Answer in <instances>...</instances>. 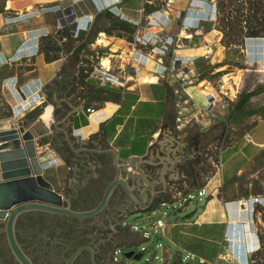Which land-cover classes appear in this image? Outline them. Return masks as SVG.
<instances>
[{"label": "crops", "instance_id": "0c3cea01", "mask_svg": "<svg viewBox=\"0 0 264 264\" xmlns=\"http://www.w3.org/2000/svg\"><path fill=\"white\" fill-rule=\"evenodd\" d=\"M0 3V119L22 121L24 114L41 109L25 129L34 135L36 153H44L47 172H78L86 181L94 178L93 169L103 166L100 159H108L113 177L110 154L104 152L111 148L126 177L138 176L133 191L156 185L166 193L178 175L183 176L182 163L204 151L206 156L208 148L218 145L213 152L215 170L201 171L202 185L188 189V194L204 189L198 195L203 201L200 209L156 219L164 222L159 232L167 242L163 262L182 264L183 252L198 264H230L221 258L223 254L237 264H248L263 238L264 200L258 203L253 198L264 199V106L243 108L229 129L219 125L216 114L204 110L212 84L199 76L197 67L209 66L210 73L220 70L227 50L215 26V0ZM114 5L118 14L110 11ZM108 12L135 29L144 27L147 35H164L166 41L173 37V46L152 59L133 58V37L127 40L103 31L110 26ZM153 12L155 19L162 17L164 22L148 24L146 15ZM188 23L192 26H183ZM47 35L56 36L61 48L50 60L39 51L40 40ZM246 45L254 52L251 62L264 75V37L247 38ZM158 57L164 66L174 57H195L192 66L197 79L187 89L191 102L180 104L179 83L167 71L160 73ZM98 58L116 73L127 74V88L100 87L90 77V67ZM134 65H139L137 74H133ZM87 108L94 112L88 113ZM207 130L213 135L198 140ZM222 131L227 140L220 144L217 137ZM133 226L128 231L134 233Z\"/></svg>", "mask_w": 264, "mask_h": 264}, {"label": "rangeland", "instance_id": "374dc122", "mask_svg": "<svg viewBox=\"0 0 264 264\" xmlns=\"http://www.w3.org/2000/svg\"><path fill=\"white\" fill-rule=\"evenodd\" d=\"M1 1L2 0H0V2ZM222 3L223 6L221 5L220 9L222 16H227L228 12L235 15V12L232 10L234 8L229 3V0H222ZM246 44L247 39L242 46H224L227 49L224 60L222 61L224 67L218 71L210 73L212 72V68H209V66L197 67V73L199 76L207 78L212 84V87L210 86L212 94H208V96L212 97V100H208L207 107L204 110L206 111L209 103L212 102V108L208 109V111L216 114L219 119V125H225L227 128L228 124L236 119L243 108L249 107L252 109L264 106V93L260 94V92L264 91V75L260 76L256 70L257 68L255 64L251 62L255 60L252 59L254 52L252 53ZM240 49H242V51H240ZM104 64H106V61H104ZM243 99L245 100L241 108L238 109L237 105ZM40 110L41 109L38 108V111ZM33 116L34 114L26 113L22 116V121H15V119H13V121L25 128V126L30 123ZM212 132V130H207L201 133L198 140L210 138L213 135ZM220 133L221 132H219V134ZM226 140L227 136L225 138V141ZM38 144H41V141H38ZM214 146L215 144L208 148V155H204L205 151L198 155L202 159L203 169L208 173L213 172L216 168L213 161V152L218 148V145H216V148ZM37 155L40 164L44 163V153L40 152ZM100 162L103 164L100 170L97 171L96 169H93L90 172V175L96 180L93 193L87 196V198L77 202L72 201L71 197H76V191L81 185H84L83 182L85 181L82 180L81 175L78 174V172L64 171L63 173L52 172L49 174L47 172L48 170L43 167L42 175L48 182L49 180L51 181L52 187L55 188L54 190L64 194L69 199L68 205L71 208L87 209L92 207L99 200L105 182L112 177L108 159H100ZM191 162L192 160H188L185 163H182L180 168L184 170L190 167ZM182 179L183 177L178 175V180L176 182L180 183L185 189L186 185L184 182H181ZM176 182H174V184H178ZM148 187L156 189L157 186L155 185V187H152V185H148ZM174 195L175 199L169 201L170 199H173V197L169 196L170 198H168V201L164 206L159 204L156 209L149 213L148 211L150 207L139 209L137 210L138 212L136 211L135 214L128 217H126V213L121 217H116L113 212V207L116 206V200L109 202L108 212H104L99 219H108L107 227H109V230L107 233L110 243L119 247L125 246L122 251L110 255V264H162L163 248L167 246V242L160 235L159 231L154 229L156 219L165 215L174 216L175 212L182 216L183 214L200 209L203 204L202 199H198L197 190L191 192L192 197L190 199H182V192L179 195ZM121 222H124L123 225L128 229L132 225H136V229H132L134 233L128 230L127 232L123 231L119 226ZM61 226H67L66 232L72 234V231L77 229L75 226L82 227L85 225L77 223L73 226H69V224L64 225L63 222H57L43 215L27 211L21 213L16 220V237L21 246L24 247L33 258H35L37 264H54V260L61 257L64 250L71 246L74 239L69 236L66 239V247L62 249L55 247L50 248V244L43 243L41 237L50 238V234L52 235L54 231L57 232L60 230ZM3 227L4 222L0 221V264H15L6 242ZM261 230L263 235V238L261 239V248L256 256L253 257V264H264V228ZM135 231L138 232L135 233ZM130 249H134L136 253L141 251L143 255L139 260H133L131 258L126 259L123 256V252ZM42 254L45 255L46 259H42ZM38 255H40V257H38ZM185 256L186 254L182 252V264H198L196 258L191 257L190 255H188V257Z\"/></svg>", "mask_w": 264, "mask_h": 264}, {"label": "water", "instance_id": "95a60500", "mask_svg": "<svg viewBox=\"0 0 264 264\" xmlns=\"http://www.w3.org/2000/svg\"><path fill=\"white\" fill-rule=\"evenodd\" d=\"M12 124V128L0 131V221L4 222L3 231L10 252L19 264H34L16 237L15 224L21 213L40 211L87 219L101 213L107 207L116 188L121 189L135 204H142L145 201L144 189L150 187L142 185L137 190L139 196L137 200L132 184H138V176L126 177L115 151L108 148L104 152L110 154L114 174L105 186L99 201L89 209L71 208L68 205L69 199L54 190L43 177L42 168L46 167V163L40 164L38 160L32 132L18 125L17 122L12 121ZM135 212L131 211L127 217ZM83 249L92 253L90 247L82 246L75 250L64 264H72L77 254ZM142 255L141 251L136 253L134 249L123 253L126 259L133 260H139Z\"/></svg>", "mask_w": 264, "mask_h": 264}, {"label": "trees", "instance_id": "16d2710c", "mask_svg": "<svg viewBox=\"0 0 264 264\" xmlns=\"http://www.w3.org/2000/svg\"><path fill=\"white\" fill-rule=\"evenodd\" d=\"M229 3L233 6V12L235 15L228 12L227 16L221 15L222 0L215 1L216 4V28L221 32V43L225 47L242 46L247 38L264 37V0H229ZM2 9H0L1 11ZM106 17L109 19V28H104L103 31L107 34L114 33L117 36H124L127 40H132L135 32V25L127 22L123 19L115 17L111 13H106ZM220 15V16H219ZM56 36L47 35L41 38L39 43V51L42 52L46 60L56 58L57 52L60 51V46L57 45L55 40ZM52 52V54H50ZM102 87V86H100ZM245 99L241 100L237 108L240 109ZM38 108L32 111V114H38ZM227 136V135H226ZM224 131H222L217 137L218 143H225ZM215 160V157L213 156ZM202 163V159L197 156L195 160L191 162L190 167L183 170V179L181 182L185 183L184 189L180 183L173 184V189L168 190L166 193H162L155 202L150 206L149 211L157 208L160 202H167L168 198L173 197L169 201L175 199L176 192H182L184 196L188 194V189L191 187L201 186L202 180L201 171L206 173L202 165L200 169L197 167ZM170 196V197H169ZM177 199V198H176ZM37 214L43 215L51 220L57 222H65L66 220L75 221L76 218L49 214L45 212H37Z\"/></svg>", "mask_w": 264, "mask_h": 264}, {"label": "flooded vegetation", "instance_id": "af4514ba", "mask_svg": "<svg viewBox=\"0 0 264 264\" xmlns=\"http://www.w3.org/2000/svg\"><path fill=\"white\" fill-rule=\"evenodd\" d=\"M95 182H96V180L93 178L92 179L90 178V179H87L86 181H84L83 182L84 185H81L79 187V189L76 191V195H75L76 197H74V198L71 197L72 201H75V202L81 201V200L87 198V196L91 195L93 193ZM103 190L104 189H102V192H103ZM144 190H145L144 191L145 198H149V201L147 200L148 203L146 204V206L143 205L144 202L142 204H135L133 201H131L124 194V192L121 189L116 188L113 192L112 197L109 200V202H111L112 200H116V206L113 207L114 215L116 217H121L123 214L126 213V217H127V215L130 214L131 211H137L139 209L148 208L155 202V200L162 193V189H160L158 187H156V189H154V190L151 188L144 189ZM133 193L136 196L137 200H139L138 191H133ZM101 195H102V193H101ZM101 195H100V197H101ZM113 196H114V198H113ZM147 201L145 200V203ZM109 202H108L107 207L101 213H99L93 217H90L87 219H77L76 218L77 220H75V221L66 220L64 222V225L69 224V226L70 225L73 226L75 223L85 225L82 227L75 226L77 229L73 230L72 234L66 232L67 226L66 227L61 226L60 227L61 229L58 230L59 232L54 231V233L52 235L50 234V236H51L50 238L41 237L43 243L50 244L49 245L50 248L55 247V248H62V249L66 247V243H67L66 239L69 236H71V238L74 239L71 246L67 247V249L64 250L61 257H59L57 260L56 259L54 260V264H64L65 261L72 255V253L82 246L90 247L92 249V253L87 249L81 250L77 254V256L75 257V259L73 260L72 264H110L109 263L110 262L109 261L110 255L117 254L118 251L123 250V247H125V246L119 247L117 245L115 246V244L110 243L109 236L107 233V231L109 230V227H107L108 219L107 218H104L102 220L99 219L104 212H108ZM96 203L93 206H95ZM87 209H89V208H87ZM80 210H82V209H80ZM29 212L37 213L39 211H29ZM123 223L121 222L119 226L123 231L127 232L128 228L125 225H123ZM62 227H63V230H62ZM22 248H23L24 252L31 258L32 262L34 264H37L35 261V258H33V256L30 255L24 247H22ZM9 251H10V249H9ZM11 255H12V253H11ZM42 255H43L42 259H46L45 255L44 254H42ZM35 257H37V256H35ZM38 257H40V255H38ZM13 259H14L15 264H19L15 260L14 256H13Z\"/></svg>", "mask_w": 264, "mask_h": 264}, {"label": "built area", "instance_id": "2783aa9c", "mask_svg": "<svg viewBox=\"0 0 264 264\" xmlns=\"http://www.w3.org/2000/svg\"><path fill=\"white\" fill-rule=\"evenodd\" d=\"M116 2H121L122 0H115ZM213 7L215 8V4H213ZM111 12L117 13L118 14V9L117 7L114 5L110 8ZM36 12V11H35ZM24 15V14H23ZM161 16L167 18L166 16H164L163 14H161ZM19 17V15H18ZM210 18H214V15L212 16L210 14L209 16ZM146 21L148 24L155 22L157 24H161L164 22V19L162 17H159V19H155L154 18V12L147 14L146 15ZM183 26L185 27H191L192 24L188 23V24H183ZM186 37H189L190 34L185 35ZM132 43L134 45V52L135 54L133 55V58L136 57V55H142L145 58H154V55L156 53L161 54V55H165L170 48L173 46L174 44V39L173 37L169 36V40L166 41L164 39V35H147V32L145 31L144 27H138L134 34H133V40ZM205 57H207V53L205 54ZM157 60L160 62V67H161V71L162 72H166L169 74L170 77H172L173 79H176L179 83V87L180 90L182 92V96L180 97V104H188L189 102H191V96L190 94L187 92L188 87H190L191 85H193L197 79V75L194 71L193 68V62L195 60V57H174L170 64L167 66H164L162 64V60L160 57L157 58ZM133 68V74H137L139 71V65H134L132 66ZM89 75L90 77H92L99 86L105 87V86H112V87H118L121 89H125L127 88V81H128V77L127 74L123 75V74H118L115 71H113L111 69V67L109 66V64H104V62L98 58L97 61L95 63H93L90 67V71H89ZM210 100H212V97L210 98ZM212 102L209 103L208 108L206 111H208V109L212 108ZM86 111L88 113H92L94 112V109L92 108H87ZM178 121L181 120V117L177 118ZM183 122H188V119H183ZM177 194H181V192H177ZM204 194V189H201L198 192V195L201 196ZM192 197L191 194H187L186 196L182 195V199H190ZM263 198L261 197H254L253 201L254 202H258V203H262L263 202ZM166 204V202H162L161 205L164 206ZM249 217L251 219L252 217V208H250L249 210ZM164 226V222H162L161 220H157L155 223V230L157 231H161V229ZM133 228L136 229V225L133 226ZM221 258L227 262H229L230 264H237L236 262L232 261V259L227 255V254H223L221 256ZM254 260L253 258H251L248 262V264H253ZM162 264H165L164 262H162Z\"/></svg>", "mask_w": 264, "mask_h": 264}, {"label": "bare ground", "instance_id": "6f19581e", "mask_svg": "<svg viewBox=\"0 0 264 264\" xmlns=\"http://www.w3.org/2000/svg\"><path fill=\"white\" fill-rule=\"evenodd\" d=\"M12 121L13 120L11 119L0 120V131L12 128L13 127Z\"/></svg>", "mask_w": 264, "mask_h": 264}]
</instances>
